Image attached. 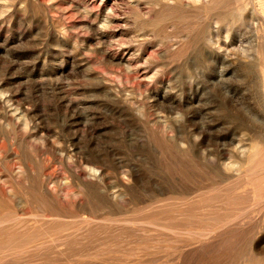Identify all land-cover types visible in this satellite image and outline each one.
Segmentation results:
<instances>
[{"label":"rangeland","instance_id":"1","mask_svg":"<svg viewBox=\"0 0 264 264\" xmlns=\"http://www.w3.org/2000/svg\"><path fill=\"white\" fill-rule=\"evenodd\" d=\"M193 1L0 0V264H264V0Z\"/></svg>","mask_w":264,"mask_h":264},{"label":"bare ground","instance_id":"2","mask_svg":"<svg viewBox=\"0 0 264 264\" xmlns=\"http://www.w3.org/2000/svg\"><path fill=\"white\" fill-rule=\"evenodd\" d=\"M169 1V0H168ZM207 1V0H206ZM217 1V0H216ZM176 2V1H175ZM194 3L196 2V3H199V2H201V0H194L193 1ZM208 3V2H207ZM214 3V2H213ZM178 4V3H177ZM200 4V3H199ZM201 4H202V2H201ZM157 6V5H156ZM159 6V5H158ZM188 6V5H187ZM219 7V6H218ZM264 7V6H263ZM201 8V7H200ZM262 9H264V8H262ZM149 17V16H148ZM233 21V20H232ZM262 57V56H261ZM259 145V144H258ZM236 149V148H235ZM237 150V149H236ZM261 151H263V150H261ZM257 153H258V151H257ZM257 153H255L254 152V154H256L257 155ZM263 157V156H262ZM252 158V157H251ZM255 158V157H254ZM263 159V158H262ZM253 161V160H252ZM259 162V161H258ZM257 163V162H256ZM257 165H258V163H257ZM257 167V166H256ZM224 170V169H223ZM259 179V178H258ZM255 181V180H254ZM183 203H184V201H183ZM182 205H184V204H182ZM215 227V226H214ZM211 235V234H210ZM20 243V242H19ZM213 244V243H212ZM214 246V245H213ZM205 247V246H204ZM212 247V246H211Z\"/></svg>","mask_w":264,"mask_h":264}]
</instances>
